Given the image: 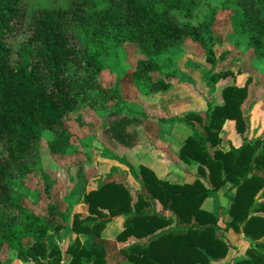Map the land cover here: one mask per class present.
<instances>
[{
    "label": "trees",
    "instance_id": "16d2710c",
    "mask_svg": "<svg viewBox=\"0 0 264 264\" xmlns=\"http://www.w3.org/2000/svg\"><path fill=\"white\" fill-rule=\"evenodd\" d=\"M104 1L105 19L114 22L118 35L136 43L142 53L158 55L189 39L202 48L204 60L210 66L202 75L210 92L216 80L225 75L212 72L223 60V55L216 58L212 50L213 8L196 25H190L180 24L166 10L156 11L143 0ZM85 3L72 0L66 8L39 9L31 16L26 40L12 60L10 39L21 31L23 0H0V249L5 246L21 262L59 264L58 259L51 260L58 251L48 250L49 230L58 213L56 207L47 206L45 219L33 217L11 201L10 180L14 171L23 178L34 168L35 144L41 131L52 132L56 137L50 151L58 153L68 145L61 120L83 102L86 89L101 69L94 56L83 58L71 44L69 29L91 26V17L83 8ZM254 5L264 10V0H240L233 26L236 32H250L247 43L259 49L264 47V23ZM186 15L190 16L189 11ZM68 65L82 70L81 84L68 75ZM153 68L151 61H140L136 75H144ZM165 79L150 83L148 91H167L169 83ZM245 97L246 86L226 85L220 91L219 104L213 105V98L206 101L204 119L193 112L182 117L156 118L163 124H183L194 133L195 136L183 140L178 150L181 162L195 164L192 183L169 184L143 166L135 172L123 158L114 157L139 183L141 192L132 200L125 181L102 183L83 196L88 215L82 219L73 216L66 230L76 236L98 237L106 222L123 217L122 230L115 241L145 240L144 244H134L122 251L130 264H209L225 257L230 245L223 232L232 229L243 235L249 248L245 258L231 264H264V201L254 202L264 186V140L242 138L238 148L228 143L226 151L218 147L226 120L234 123L236 134L242 136L246 130L248 111L241 109ZM195 124L200 125L201 131L195 129ZM42 178L48 194V177ZM225 185L232 196L223 215L231 220L219 229L222 209L215 205L214 213H208L200 205L207 197L216 204V192ZM156 203L160 211L155 210ZM24 240H29L26 246ZM66 253V264H104L103 249L82 247L76 239Z\"/></svg>",
    "mask_w": 264,
    "mask_h": 264
},
{
    "label": "rangeland",
    "instance_id": "374dc122",
    "mask_svg": "<svg viewBox=\"0 0 264 264\" xmlns=\"http://www.w3.org/2000/svg\"><path fill=\"white\" fill-rule=\"evenodd\" d=\"M71 1L23 0L24 21L18 35L10 39L11 59H15L14 53L26 40L25 31L33 14L42 8H66ZM143 1L151 4L156 11L166 10L180 24L190 25H196L213 8L210 29L212 50L216 58L223 55V60L217 63L212 72L225 75L216 80L210 92L202 81L203 73L210 66L205 62L203 50L198 44L183 39L158 55L144 54L136 43L123 40L118 35L114 22L105 19L107 4L104 0H85L83 8L91 17V26L82 30L69 29L72 32L71 44L83 58L94 56L101 69L95 82L86 89L83 102L61 120V128L68 136V145L58 153L50 151L49 146L56 137L52 132L41 131L35 144L34 168L23 178L14 171L10 180L11 201L33 217L45 219L47 206L52 204L56 207L58 213L49 230L48 250L58 251L51 260L58 259L59 264L67 263L69 257L66 249L75 239L82 247L103 249L104 264H127L122 251L136 244V241L130 238L123 245L115 241V236L122 230L124 218L119 217L120 227L119 221H116L119 218L106 222L98 237L76 236L66 229L70 227L73 216L82 219L88 215L83 196L104 182L125 181L132 200L137 192H141L139 183L114 157L123 158L135 172L141 166L138 163L148 159L149 151L154 154L170 153L169 161L176 158L178 165L183 163L176 153L183 140L187 136H195L194 133L183 124H163L156 118L182 117L193 112L204 119L206 101L213 98V105L219 104L223 87L246 86L241 109L248 111V122L246 130L239 136L248 141L264 140V47L255 49L247 43L250 32L235 31L234 15L240 11V0ZM253 7L259 9V17L264 23V10L260 6ZM188 11L190 16L186 15ZM140 61H151L154 68L144 75H136ZM68 67L71 79L81 84L84 78L82 70H75L71 65ZM161 78H166L169 83L168 90L150 93L147 86ZM181 79L188 82L181 83ZM231 123H223L221 128L218 147L222 151L227 150L225 144L234 145L230 126L233 125L232 129L235 130L234 123ZM195 129L201 131L200 125L195 124ZM186 165L178 168L194 176L195 164ZM173 167L170 163L168 169ZM43 175L48 177V194L44 190ZM172 179L178 183L184 182L174 177ZM221 188L226 189L225 186ZM261 192L254 197V202L264 201ZM154 207L160 211L159 205ZM28 243L29 240L23 241L25 246ZM0 264H46V261H18L14 252L3 246L0 249Z\"/></svg>",
    "mask_w": 264,
    "mask_h": 264
},
{
    "label": "crops",
    "instance_id": "0c3cea01",
    "mask_svg": "<svg viewBox=\"0 0 264 264\" xmlns=\"http://www.w3.org/2000/svg\"><path fill=\"white\" fill-rule=\"evenodd\" d=\"M228 122H230V121L226 120L224 123L228 124ZM231 124H233V122ZM232 126L233 125L230 126V130H232L231 132L233 133L231 139H232V141H234V145L232 147L238 148L241 145L242 140H241V137L238 134H236L235 131H233ZM225 146L227 147L226 144H225ZM137 149H139V148H136V150ZM149 152L150 153L147 156L148 159H146L145 161L142 160V162L138 163V164H140L141 166H143V167L149 169L151 172H153V174L155 175V177L158 180L165 181L169 184H179V185L192 183L193 177H194L193 174L189 173L188 171H184V170L178 168V166H180V165H184L186 167L187 166L186 164L181 163L178 165V163H176L175 157H174L175 161H173L174 159L169 161L168 158H170V153H167V152L166 153L165 152H158V153L155 152V154L152 153L151 151H149ZM176 154H177L176 156H178V151ZM172 158H173V156H172ZM137 162H139V161H137ZM170 163L172 164V166H175V167H173V169L176 168L175 171H173L172 168H170V170L168 169V167H170ZM172 177L177 178L181 181L183 180L184 182L178 183L176 181H172V180H175V179H172ZM187 178H189V180H187ZM225 188L226 189L221 188L216 192V205L222 209V212L219 213L220 219L217 223V225L220 228H223V223H228L231 220V218L228 215H223V212L227 208L228 199L232 194V191L230 193H228V190H227L228 186L227 185H225ZM224 194H226V195H224ZM223 200L225 201L224 203H222ZM157 205H159V204L156 203L155 206H157ZM214 206H215V204H214L213 199L211 197H207L201 203L200 209L205 211V212H208V213H214V210H215ZM155 210H156V208H155ZM157 211H158V209H157ZM165 215H168V212H165ZM121 218H123V217H121ZM119 220H121V219L119 218L116 221H119ZM112 222H114V221H112ZM119 223H120V221H119ZM120 226H121V223L119 224L118 227H120ZM223 235H224V238L226 240V243H228L230 245V248L227 249L226 255L223 259L213 261V262H209V264H231L234 261L241 260V259L245 258L244 257L245 251L247 250V248H249V243H248V241H246V239L243 237V235L241 233H235L232 229L226 230L223 233ZM132 240H134V239H132ZM134 241H136V244H144L145 243L144 242L145 240H137L136 239ZM119 243H120V245H123V242H119ZM127 264H130V263L127 261Z\"/></svg>",
    "mask_w": 264,
    "mask_h": 264
}]
</instances>
